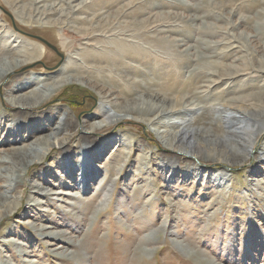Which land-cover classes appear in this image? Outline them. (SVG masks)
<instances>
[{"label":"bare ground","instance_id":"6f19581e","mask_svg":"<svg viewBox=\"0 0 264 264\" xmlns=\"http://www.w3.org/2000/svg\"><path fill=\"white\" fill-rule=\"evenodd\" d=\"M33 1L31 3L28 0H1L5 7L1 6L11 15H15L16 21L22 26L18 27L24 31L33 30V27L58 29L59 52L64 53V60L51 72L34 70L32 73L28 72L25 77L11 76L12 78L4 85L5 103L19 111L17 115L8 112L0 114V136L2 134L7 136L0 139V222L22 205L21 198L26 194L24 187L27 170L33 165H42L52 154L53 149L60 148L59 155L54 156L55 164L53 162V165L43 164L30 176L28 188L30 192L25 199L30 206L23 212L25 217L29 216L27 221L30 227L29 243L34 240L36 244L42 246L40 248H43L47 255L59 257L57 259L67 264L71 261L74 264H87L91 257H100L103 248L108 245L111 248L112 243L121 246L113 252L114 257H128V254L133 253L132 256L147 258L158 251L156 245L161 248L162 245L169 244L199 264H217L204 251L194 247L192 239L176 237L180 236L177 235L181 233L180 228L175 229L177 227L175 225L169 227L170 220L163 219L156 223L155 211L147 207L154 195L148 197L146 205L142 204L139 216L136 214V224L141 228L137 229L138 234L123 231L131 240H117V237L111 243L109 242L111 235L106 230L104 234L108 243L98 249L91 242L92 239H95L96 243L101 242L98 235L93 236L94 228L109 226L108 221H112V218L108 217L109 220L105 219L102 224V218L104 219L109 209L93 208L97 203L96 197L106 185L100 184L92 197L79 206L75 204L73 210H67L69 211L65 215L67 220L60 215L62 207L57 203L63 199L62 194L65 193L73 198H81V194L71 193L68 189L79 188L78 180L81 175L79 183L85 187L86 193L87 188L103 175V169L107 166V171H111V174L106 176L107 179L112 185L120 183L119 180L127 177L130 168L134 166V162H130L134 160L132 154L134 148L138 150L135 154L137 168L134 179L132 178L136 182L149 178L148 172L150 173L154 161L159 170V177L165 180L169 187H172L171 183L174 182L184 187L189 185L188 180H197L201 173L203 176L208 173V169L201 166H196L193 171L183 172L179 170L180 163L176 156L162 157L163 160H160L156 155H152L153 151L146 145L136 141L133 144V140L130 143L123 135L90 140L91 135L103 132L122 121L141 123L150 132V135L147 131L146 134L154 138L161 148L190 155L198 160L200 156H207L208 160L210 158L211 161L229 166L252 157L253 150L264 131V43L260 44L264 38V23L251 26L253 30L248 33L243 30L236 32L235 29L244 21L256 17L264 20V0H243L238 3L235 0H228L226 5L222 6L210 4L206 7L208 10L204 12V16L196 13L190 16L187 14L188 23L194 26L198 21L199 23L202 21L203 28L208 31L202 34L204 36L197 38L194 45H188L184 49L179 48L183 45L185 47L184 38H177L175 35L172 38L173 36L167 34L182 26L176 20L164 18L165 13L171 14L170 11H157L145 19L138 17L140 14L150 13H145V10L153 7L157 9L164 1L193 8L184 0H133L121 6L120 12L112 17L104 10L106 5L114 2L112 0H79L76 4L74 2L77 0H60L64 3H54L55 6L52 4L53 6L48 7L45 6L46 3L40 5L39 0ZM101 2L104 4L97 8L96 4ZM196 6L200 8L199 4ZM241 10L256 11L255 17L242 15L239 21L234 22L233 14ZM1 14L2 12L0 17L4 20ZM55 14H59V17L53 16ZM14 15L12 17L15 21ZM174 16H178V13L174 12ZM203 17L213 21L206 24L207 21L204 22ZM220 21L226 25H220L218 23ZM0 26V84L10 76V73H18L25 65L24 68L41 59L50 62L54 58L55 55L44 43L43 45L36 40L27 41L13 30L9 23L5 24L1 20ZM6 26L10 27L8 31ZM184 37L190 38V35L184 34ZM164 54L181 60L180 69L184 72L187 69L189 76L181 79L183 84L181 88L179 85L171 84L170 80L167 82V79L161 78V69L151 67L152 61H161L164 65ZM252 54L261 57L262 62L258 65L253 62L243 65L237 62L234 64L224 62L228 58L244 62ZM222 58L225 59L221 60ZM250 58L255 59L252 56ZM167 59L165 61H168ZM180 74L182 76L184 73ZM248 75H251L250 79L256 77L261 88L247 92L245 90L247 83H244ZM222 83L224 86L218 90ZM240 84L245 88L240 87ZM70 85H80L91 92L96 101L94 112L80 121H75L65 108H56L60 115H55L50 108L41 111L31 123L27 121L28 116L24 109L41 108ZM215 94L220 96L217 97ZM78 128L83 132L80 136L82 141L90 142L80 147L84 150L76 152L73 146L69 148L65 146L74 138ZM10 143L12 144L8 147ZM201 143L218 146V152L222 154H218V158L214 154H208L207 150L202 151L199 149L203 147ZM240 152L243 155L233 161L221 157H230L227 154L235 157ZM107 156L108 159H104ZM164 159L168 161L164 162ZM256 169L258 170L257 167ZM58 170L62 172L59 176L56 173ZM153 170L157 174L158 171ZM165 172H168L169 176L164 175ZM222 179L216 175L214 181L219 185ZM129 183L130 180L125 182L126 186ZM57 185L66 190L55 192L54 188ZM151 186L146 183L135 184L132 193L129 194L131 201L125 208L128 214L127 223L132 219L129 215L134 213L136 207L138 208L140 200L137 199L138 196L144 198V193L153 190ZM56 193L60 197L57 200L52 197ZM169 199L171 200L170 197L168 201ZM44 206H53L54 209L45 210ZM42 210L47 213L41 212ZM18 222L21 221L13 220L4 227L0 234V243L2 247L10 246L14 257L23 259V264H32L35 261L28 257L35 254H32L33 251H30L27 243L23 241L24 235L23 238L20 237L22 232L15 228L14 224ZM1 252L2 248L0 259L3 260V264H10L4 259L6 255ZM93 253L95 254L92 255Z\"/></svg>","mask_w":264,"mask_h":264},{"label":"rangeland","instance_id":"374dc122","mask_svg":"<svg viewBox=\"0 0 264 264\" xmlns=\"http://www.w3.org/2000/svg\"><path fill=\"white\" fill-rule=\"evenodd\" d=\"M28 1H30L31 3L34 2L33 0H28ZM112 1H114L112 4L106 5V8L104 7V10L107 11L106 13L109 15L111 14L110 15L111 17L115 16L116 14L120 12L121 6L133 0H112ZM184 1L186 4L192 5L194 9L190 8V6H184V5L177 6L174 3H167L164 1L163 5L161 4V6H159L157 9L153 7L152 9H150L151 11L145 10V13L146 12H150V13L140 14L138 15V17L140 19H145V18H148L150 14H153L154 12H157V11H165V12L170 11L171 14L165 13L164 18L166 20H172V21L176 20L182 26L184 25L185 26L184 27L181 26L182 28L178 27L175 29L176 31L171 32V34L170 33H167V34L171 35V37L173 36L172 38H174V35L177 38H184L185 47L184 45L182 47H179L181 49H184L188 45H194L196 41L198 40L197 38L204 36L202 34L208 31V29L203 28L202 21L200 23L198 21V23L194 26L190 22L188 23L187 14L188 16H190L191 14L196 13L197 15L204 16V12L208 10L206 7H209L210 4L211 5L217 4L218 6H222V5H226L225 3L228 0H184ZM235 1L238 3L243 0H235ZM39 2H41L40 5H43L46 3L47 4L45 5L46 7L54 3L55 4L64 3V2H60V0H58V2L57 0H49V1L39 0ZM78 2L79 0L75 1L74 3L76 4ZM103 4L104 2L97 3L96 7L98 8L102 6ZM197 4L200 5V8L196 6ZM1 5L5 7L0 0V12H2L3 15L1 14V16L2 18H4L3 20L0 17L1 22L5 24L9 23L10 27L16 32L20 33L22 37H25L27 41L36 40L43 44L42 41H40L39 39H36V37L31 36L29 34L38 35V36L43 37L44 39H47L51 43L55 44L59 50L60 40H58V37H59L58 29H55L52 27H45V28H38V27L34 28L33 27V30L27 29L26 31H24L19 28L21 25L16 21L15 15L13 14L17 24L15 23L13 19H11L9 15L10 14L9 11L7 12V10L4 9ZM67 8L69 9L70 7L67 6ZM211 11H213V8L211 9ZM174 12L178 13V16H174ZM255 13L256 11L248 12L246 10H241V11L236 12V14H233L232 20L234 22H237L239 21V18L242 15H247V16H250L251 18H254ZM53 16L58 18L59 14L58 15L55 14ZM202 20H204V22L207 21L206 24L213 21L210 18H204ZM218 23L220 25H226V23L221 22V21ZM259 23H264V20L256 17L254 19H251L250 21H244L243 24H240L238 29H235V31L242 32L243 30L248 33L253 30L252 27H255V25ZM14 26L26 34L19 32L17 29H15ZM81 26L83 25L81 24ZM10 27L6 26V30L8 31ZM179 29H181L182 31L181 30L179 31ZM184 34L190 35V38H187V37L185 38ZM218 39H221V37H218ZM261 43H264V38L262 39L260 44ZM47 49L55 55L54 58L50 62L49 60L47 62L41 59L39 61H36L34 64H31V65L28 64L26 68H24L26 66L25 65L22 68H20L18 73L16 72L10 73V76H8L9 78L7 77L4 80V82L0 84V114H3V112H8V113L17 115V112L19 111L17 109L9 107V105L5 103L6 101L3 96L4 85L9 81V79L12 78L11 76H13L14 78L16 76L25 77V75L28 72L32 73V71L34 70L35 72H51L52 71L51 69H48L44 66L43 64L44 61L48 63L47 65L45 64L46 66L59 67L62 64V61L64 59L61 61L62 58L60 57V55L57 54L53 49L49 48V46H47ZM256 55L257 54L255 55L252 54L248 56L244 62H242L241 60L235 61L233 58L231 59L222 58L221 60L225 59L224 62H227V63L233 62V64L234 62L235 63L237 62V64L243 65V63L253 62V64L258 65L262 61L260 59L261 57L256 56ZM251 56L255 58L254 59L255 61L251 58H250L251 60L249 59V57ZM166 59L168 61H165ZM59 60L61 61L60 64H59L60 62ZM176 60L177 59H175L170 54H167V55L164 54V65L161 61H152L151 67L156 68V69L157 68L161 69L162 70V73L160 74L161 78L167 79V82L170 80L171 84L179 85L178 87L181 88L183 85L181 83L182 82L181 79L182 80L186 79L189 76V73L187 69H185L186 70L185 72L181 70L180 69L181 60L180 61L179 60L176 61ZM203 61H205L204 58H203ZM180 72H183L184 74L181 76ZM249 76L251 75H248L245 78L247 79L245 80V83H244V84L247 83L246 84L247 86L245 85L246 88L243 87L244 85H241L243 84V82H241L240 87L245 88L247 92L257 91L259 88H261V86H258L259 83L256 81L255 79L256 77H252L250 79ZM252 81L255 82L254 84L256 85H254ZM152 82L154 83L155 80H153ZM260 82L262 83L263 79H261ZM223 84L224 83L220 84V87L218 86V90H220L224 86ZM216 96L219 97L220 95L217 94ZM55 97H53L52 100H48V102L45 103L41 108L39 107L37 109H26V110L24 109V112L27 113V116H28V117L26 116L27 121L31 123L32 119L35 116H37L41 111H44L50 108L52 109V112L55 113V115L56 114L60 115L59 111L57 113L56 108L58 107L65 108L66 110L70 112V116L75 121H80L84 119L86 115L96 110V107H95L96 101L91 96V92L87 91L85 88L80 87V85L67 86L63 90L62 93L60 92ZM93 101H95L94 104H93ZM209 103L210 102H208V105ZM48 115L50 116V113ZM26 130L28 131V129ZM26 130H24L25 133H26ZM146 131L148 132V134L150 133L149 130L145 129V126L142 125L141 123L122 121V122L113 124V126H110L109 129L103 132L91 135L90 140L92 141L97 138H103V137L107 138L109 136L112 137L113 135L115 136L123 135L125 138H127L126 140L129 141L130 143L133 140L132 141L133 144L136 141V142H139L141 144L143 143L144 145H146L151 151H153L152 155L154 156L156 155V157L160 158V160H163L162 157L168 158L169 156L170 157L176 156L177 160L180 163L178 164L179 170L183 172H186L189 170L193 171V169L196 166H201V167H206L208 169V173H206L207 175L205 174L206 176L205 175L203 176V174L201 173V175L199 176L197 180L196 179L188 180L187 184L189 185H184V187H182L179 183L177 184L175 182L171 183V185H173L172 187H169L168 183L165 180H163L161 177H159V170L154 161V163H152V169L150 173L148 172V174H150L149 178L146 180H143L142 182L141 181L136 182L133 179L135 176L134 175L135 170L137 168V161H135V156H136L135 154L138 153V150L134 148L132 152V154H134V160L130 161V162H134V166L132 165V167L130 168V173L127 175V177L119 180L120 183L116 185H112L111 181L107 179L106 176L111 174V171H107L108 170L107 169L108 166H107V167H104L103 169V173H102L103 175H101V177L97 181H94V183L90 185L89 188H87L88 190H86V193H85V187H83V185H80L79 183L81 182V175L79 176V179H80L78 180L79 188L72 187L70 188L71 190L68 189V191L71 193H75V194L77 193L81 194V198L79 199L73 198L71 196H67L65 193V194H62L63 199L60 201L58 200L59 202L57 204L62 207L61 208L62 214L60 215L64 217V220L68 219L67 216H65L69 213V211L67 210H73L75 204L77 206L81 205V203H83L86 199H89L90 197H92L94 193H96L100 184L101 185L103 184V185H106V187L104 190H102V192H100L98 197H96L97 206L95 204L93 208L95 209L99 207V208H106V210L109 209L107 210L104 216V219L102 218V224L105 219L109 220L108 217H111L112 221L114 222L108 221L107 225L109 226H106V227L95 226L93 236L98 235V238L101 239V242L96 243L95 239H92L91 242L94 243V247H96L97 249L100 248V246L105 247L106 242L108 243V240L106 241L107 239L106 235L104 234L106 230H108L109 235H111L110 236L111 240H109V242L111 243L117 237H118L117 240L124 239V240L130 241L131 237L126 236V234L124 235L123 231L125 233L127 232H130V233L132 232V233H137V234L139 233L138 230H141V228L140 227L138 228V225L136 224L137 222V220H135L137 218L136 214L139 216L138 212L140 211L139 209L141 208V206L146 205V201L148 200V197H151L152 195H154L153 200L150 203H149L150 200L148 201L149 204L147 207L153 210V212L155 211L156 217L154 219L156 223H159V221H162L163 219L164 220L166 219V221L170 220L169 227L175 225L177 226L175 227V229L180 228L181 233H177V235H180V236H176V237L181 238V239L183 238L192 239L193 246L204 251L208 256H210L209 258H211L215 263L217 264H264V142H263L264 141V134H263L264 131L261 133V136L263 138L260 136L258 143L255 146V149L253 150L254 152L253 156L250 158H247L245 161L241 163L240 162L233 163V164H230L229 166L228 165L225 166V164L222 165L221 163L217 161H211L210 158L208 160L207 156H200V160H198L197 158L192 157L190 155L180 154L179 152L177 153L176 151L167 149L165 147L161 148V146L156 143L155 139L149 136L150 134L149 135L146 134ZM81 134H83V132L80 128H78L77 133L74 136L75 139L73 138L70 142H68L65 148L66 147L69 148V146L70 147L73 146L74 151L76 152L84 150L82 148L80 149V147L85 146L86 143L89 144L90 141L88 140L85 142L82 141L80 137ZM6 137L4 134H2L0 136V139L6 138ZM230 141H233V140H230ZM11 144L12 143H10L8 147H10ZM201 144H203V147L199 149H201L202 151L204 150L209 151L208 154H214L217 157H218V154L219 155L222 154L220 151L218 152V149H219L218 146H212L208 143H201ZM132 147H134V145ZM60 152H61L60 148L53 149L52 154L45 159L42 165L43 164L49 165L52 162L55 164L56 158H54V156L56 155L57 157V155H59ZM214 152H216L217 154ZM110 154L109 156H111ZM227 155H229L230 157H226V156H221V157H224L227 159L230 158V160L232 159L233 161V160L239 159L243 154L242 152H240L235 157L232 154H227ZM152 158L154 159V157ZM104 159H108V156L105 157ZM166 161L168 160L164 159V162ZM128 164L126 168L128 167ZM42 165H38V164L33 165L27 170V173L25 175L26 185L24 187V190H25L24 194L25 193L26 194L23 195L21 198L22 205L20 206V208L15 210L10 216L5 217V219H3L0 222V234L2 233L6 225L13 222V220H19L21 222L15 223L14 226L18 231L22 232L20 237L23 238V235H24L23 241L27 243L29 247L28 249L30 251L31 250L33 251L32 254H35V256L28 257L29 259H32L33 262L35 261L32 264H67V263L62 262V260L57 259L59 257L53 258L47 255L45 250L43 248H40L41 245L36 244L37 242H35L34 240L31 241L30 243L28 242L29 241L28 236L30 234L28 230H30V227H28L27 221L29 219L28 218L29 216L25 217V214H23V212L25 211L26 208L30 206V204L25 199H27V195L30 192L29 191L30 189H28L30 186L29 184V181L31 178L30 176L32 175L34 170L36 171L39 170V168H41ZM256 167L258 168V170L256 169ZM126 168L124 170V173L126 172ZM153 169H156L158 171L157 174L154 172ZM209 171L211 173L212 172H215V173L211 174L209 173ZM258 171L260 172L259 174H258ZM56 173L59 176L61 175L62 172L61 170H58ZM208 174L210 175L208 176ZM164 175L169 176V173L165 172ZM216 175L218 177L220 176L221 178H223L221 183H219V185L217 184V181H214V178L216 177ZM208 177L209 179H207ZM112 178H114V175H112ZM23 179L24 178H22V183L24 182ZM50 179L53 180V178L51 177ZM129 180H130V183L127 185L128 186L127 187L125 182ZM214 182L216 183L214 184ZM142 183L149 184V186L152 185L151 187H153V190L151 192L144 193V198L138 195H137L138 198L135 197L137 199H140L138 201H139V204L140 203L141 204L140 205L138 204V208L136 207L134 213L129 215L132 219L131 221H129V223H127L126 220H127L128 214L125 208H127V205L131 201V196L129 194L132 193V190L134 189L135 184L140 185ZM64 190L66 189L60 185L59 186L57 185L54 188L55 192H61ZM52 197L55 200L60 198L58 193L53 194ZM169 197L171 198V200L169 199L168 201ZM63 200H66L67 202H63ZM44 208L45 210L54 209L53 206H44ZM41 212L47 213V211H43V210ZM144 214L146 216L148 215L146 213ZM110 224H112V226H110ZM23 226H26V227L23 228ZM124 227L128 230L124 229ZM133 246H132V249H134ZM119 247L121 246L120 244H117V243H112L111 248H110V245L106 246V248H103L104 250L102 249V252L100 251V257H91V260H89L87 264H199L195 259L186 257L185 255H183V253L179 251V249H175L169 244H164L162 245L161 248H159V245H156V247L158 248V251L154 253L151 257H147V258L145 257L140 258V257L132 256L133 253L132 254L130 253L131 255L128 254V257H114L113 252H116L115 250ZM1 248L3 251L1 253H3V255H6V258L4 259H7V261L10 264H21V262L23 264L24 262L23 259L21 258L17 259L14 257V254L10 246L6 245V247H2V243H0V250ZM120 252L121 254L125 255L124 253H122V251ZM94 254L95 253H93L92 255ZM0 262L1 264H3L2 259H0ZM72 264L74 263L72 262Z\"/></svg>","mask_w":264,"mask_h":264},{"label":"water","instance_id":"95a60500","mask_svg":"<svg viewBox=\"0 0 264 264\" xmlns=\"http://www.w3.org/2000/svg\"><path fill=\"white\" fill-rule=\"evenodd\" d=\"M9 15H10L11 19H13L12 15H11V14H9ZM13 20H14V19H13ZM14 25H15V24H14ZM14 27H15V26H14ZM15 29H17L19 32H21V33H23V34H26V33H24L23 31L19 30L17 27H15ZM29 35L36 37L37 39H39L40 41H42L43 43H45L47 46H49L51 49H53L57 54L60 55V57L62 58L61 61L64 59V54L61 53V52H59V50H58V48L56 47L55 44L51 43L50 41H48L47 39H44V38L41 37V36H38V35H32V34H29ZM61 61L59 62V64L61 63ZM43 64H44V66H45L46 68L51 69V70H55L56 68H58V67H54V66H46L44 62H43ZM59 64H58V65H59Z\"/></svg>","mask_w":264,"mask_h":264}]
</instances>
